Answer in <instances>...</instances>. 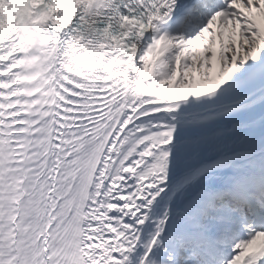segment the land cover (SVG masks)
<instances>
[{
  "label": "snow or ice",
  "instance_id": "6c2138e0",
  "mask_svg": "<svg viewBox=\"0 0 264 264\" xmlns=\"http://www.w3.org/2000/svg\"><path fill=\"white\" fill-rule=\"evenodd\" d=\"M0 264H264V0H0Z\"/></svg>",
  "mask_w": 264,
  "mask_h": 264
}]
</instances>
